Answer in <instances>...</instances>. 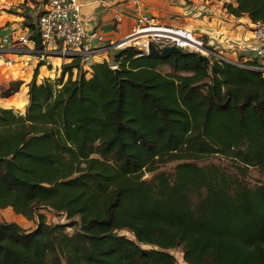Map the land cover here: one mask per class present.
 I'll return each mask as SVG.
<instances>
[{
	"label": "trees",
	"instance_id": "obj_1",
	"mask_svg": "<svg viewBox=\"0 0 264 264\" xmlns=\"http://www.w3.org/2000/svg\"><path fill=\"white\" fill-rule=\"evenodd\" d=\"M225 9L264 23V0ZM141 53L87 69L73 59L54 82L34 75L24 114L0 109V210L35 224L0 222V264H177L176 249L184 264H264V182H247L264 167V73ZM211 156L234 168L193 162Z\"/></svg>",
	"mask_w": 264,
	"mask_h": 264
},
{
	"label": "crops",
	"instance_id": "obj_2",
	"mask_svg": "<svg viewBox=\"0 0 264 264\" xmlns=\"http://www.w3.org/2000/svg\"><path fill=\"white\" fill-rule=\"evenodd\" d=\"M138 1V6L132 7L127 0H77L84 29L101 33L106 45L122 42L141 15H148L154 21H163L167 25L184 26L196 36L202 37L208 45V39L205 38L207 35L213 38L214 46L220 49L228 41L244 42L251 37V20L247 16L235 18L229 15L225 9L229 0ZM232 5L235 6V1ZM43 9V0H0V50L7 52L0 60V109H11L15 114H24L29 104L28 85L34 75L36 84L54 82L61 77L62 66L71 63L69 58L57 53L40 59V48L32 40L31 27H35L37 17ZM117 13L122 18L118 23L113 19ZM20 37L26 39L24 45L18 41ZM3 38L8 39L7 45L2 44ZM111 54L107 55L108 61ZM221 55L236 62L234 54L225 52ZM102 58L103 56L97 58L98 62H102ZM7 61H11L12 65L7 66ZM45 67L49 69L48 75L45 74ZM76 76L77 71L73 70L72 79ZM85 76L91 77L90 73ZM66 78L65 75L64 81ZM17 85L14 93L4 95Z\"/></svg>",
	"mask_w": 264,
	"mask_h": 264
},
{
	"label": "built area",
	"instance_id": "obj_3",
	"mask_svg": "<svg viewBox=\"0 0 264 264\" xmlns=\"http://www.w3.org/2000/svg\"><path fill=\"white\" fill-rule=\"evenodd\" d=\"M127 2L132 7L139 4L138 0ZM113 19L117 23L122 20L118 13ZM36 26V34L41 43L40 59L57 53L71 61L78 59L83 69L94 64L95 56H103V61H108L107 55L126 46L137 47L142 52L138 56L148 55V45L151 43L159 51L175 47L183 53L206 55L208 59L230 62L241 68L264 73V23L260 21L250 23L252 42L228 41L224 44L223 49L234 54L236 62L224 58L215 50H210L203 38L196 36L193 31L182 26L160 24L148 15H141L137 19L131 32L122 42L106 45L101 33L84 29L77 0H46L42 13L37 17ZM18 41L23 45L27 42L23 37ZM2 44L7 45L8 39L3 38ZM6 53L0 50V60ZM239 59H242L243 63H238ZM245 62H256L257 65L248 66ZM6 65L11 66L12 62L7 61Z\"/></svg>",
	"mask_w": 264,
	"mask_h": 264
},
{
	"label": "rangeland",
	"instance_id": "obj_4",
	"mask_svg": "<svg viewBox=\"0 0 264 264\" xmlns=\"http://www.w3.org/2000/svg\"><path fill=\"white\" fill-rule=\"evenodd\" d=\"M234 1L235 0H229L228 3H232ZM157 22L160 24H166L163 21H157ZM182 27H184V26H182ZM249 33L251 36L250 39H248L247 41H244V42H252L251 28L249 30ZM205 38L208 39V40H206V41H208L207 46L210 48H213L217 53H219V54L223 53L224 54L225 52H227L223 49V47H222V49L215 47L214 43L212 41L213 38L208 37L207 35L205 36ZM204 56H206V55H204ZM99 57L100 56L94 57V60H93L94 63H97L99 61V60H97V58H99ZM206 57H208V56H206ZM160 72L164 73V74L169 73L170 69L167 66H162V67H160ZM45 74L46 75L49 74V69L47 67H45ZM11 88H14V86ZM193 162H195L198 166H207V165L213 164V165L219 166L223 169L234 168V163H232L230 160L224 159V158L219 157V156L205 157V158H202L200 160L193 161ZM180 163H182V162L175 161V162H170V163L161 165L155 173H158V172L172 173L174 171L175 166L180 164ZM155 173L144 172L143 179L144 180H150ZM247 182L251 186H255V185H258V184L264 182V167H261V168L260 167H251V168H249L248 172H247ZM42 213L45 215L46 221L49 224L67 223L66 219L57 213H54V212L48 211V210H42ZM0 222L17 223L20 227H22L25 230H31V229H34V227H35L34 223L27 222L26 220L22 219L21 217L16 216L10 209L0 210ZM66 232L68 234H71L72 228H68L66 230ZM119 234L124 235L128 238H132L130 236V234L126 231L119 233ZM171 252L175 255L177 264H184V262L182 261V255L180 253V250L176 249V250H173Z\"/></svg>",
	"mask_w": 264,
	"mask_h": 264
},
{
	"label": "water",
	"instance_id": "obj_5",
	"mask_svg": "<svg viewBox=\"0 0 264 264\" xmlns=\"http://www.w3.org/2000/svg\"><path fill=\"white\" fill-rule=\"evenodd\" d=\"M171 54H184L182 51L175 47H169V48H164L162 51H159L155 48L153 44L148 45V55L155 56L159 59H165ZM197 58L199 61L203 63V68L207 71L210 72V66H209V60L206 56L198 54Z\"/></svg>",
	"mask_w": 264,
	"mask_h": 264
}]
</instances>
